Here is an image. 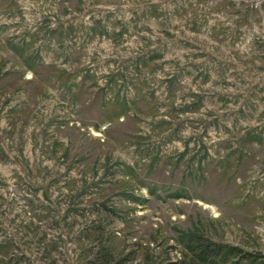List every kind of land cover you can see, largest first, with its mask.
<instances>
[{
	"label": "rangeland",
	"instance_id": "374dc122",
	"mask_svg": "<svg viewBox=\"0 0 264 264\" xmlns=\"http://www.w3.org/2000/svg\"><path fill=\"white\" fill-rule=\"evenodd\" d=\"M189 228L264 255V0H0V264Z\"/></svg>",
	"mask_w": 264,
	"mask_h": 264
},
{
	"label": "trees",
	"instance_id": "16d2710c",
	"mask_svg": "<svg viewBox=\"0 0 264 264\" xmlns=\"http://www.w3.org/2000/svg\"><path fill=\"white\" fill-rule=\"evenodd\" d=\"M176 242L180 246V254L162 264H240L243 260L249 264H264V255L245 251L238 245L215 241L196 228L180 230Z\"/></svg>",
	"mask_w": 264,
	"mask_h": 264
}]
</instances>
